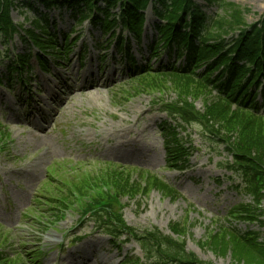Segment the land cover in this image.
<instances>
[{
    "label": "rangeland",
    "instance_id": "1",
    "mask_svg": "<svg viewBox=\"0 0 264 264\" xmlns=\"http://www.w3.org/2000/svg\"><path fill=\"white\" fill-rule=\"evenodd\" d=\"M24 1L15 0L16 7L11 14L14 22L30 27L31 20L40 16V11L47 12L49 24L57 31L71 33V38L81 36L68 61L58 68L52 66L49 73H43L32 59L29 105L25 102L28 96L23 84L15 79L10 86L6 84L8 60L0 63V76L5 77L0 84V174L5 176L8 191L6 196L0 181V223L10 236L6 245L8 256L19 259V254L12 250L20 252L28 264H122L125 257L144 258L133 238L126 241L121 237V241L111 242L109 236L95 232L92 223L85 224L81 230V233L91 234L88 238L61 251L59 243L64 240L65 230H71L78 223L80 214L74 212L66 213L60 221H48L53 227L56 223L60 232L52 244L44 248L45 236L36 234L35 222L23 215L30 211L40 216L37 209L42 210V207H34L35 197L40 194L49 170L58 165L57 177H69L71 184L89 179L101 186L102 182H107L109 185L103 187L109 192H116L118 187L126 189L120 213L127 225L140 231L157 228L165 235L176 237L171 226L180 224L184 229L180 234L186 250L201 261L264 264L258 259L250 262L243 246L224 228L231 224L241 232L258 231L259 238L264 239L263 205L259 206L263 214L252 223L229 218L233 207L252 203L250 197L238 192L243 188L241 180H236L222 167L231 160V152L221 142L206 136L202 121H193V127L181 130L171 116L172 103L178 106L192 103L195 110L210 117L214 130L225 132L229 128L227 122L223 123L227 115L219 113L223 109L213 94L170 80L161 85L159 81L152 85L150 79L143 78L132 81L127 76L125 53L116 51L114 46L107 48V35L103 36L99 26H92L89 21L77 25L72 18L74 10L71 12L67 4L48 11L40 3L29 0L38 7L39 11L35 12L28 3L22 5ZM194 1L208 13L215 10L213 5L207 6L206 0ZM224 1L239 5L244 11L247 9L244 12L247 23L264 24V0ZM112 11L119 12V8ZM144 13L142 40L139 44L133 41L130 51L136 64L149 61L147 45L156 35L153 22L158 19L152 6ZM123 33L128 35L126 30ZM7 48L15 55L23 51L25 45L15 35ZM0 51L7 52L3 43H0ZM104 53L105 60L100 62L99 56ZM163 59L167 60L166 55ZM149 62L158 65L156 58ZM258 101L262 102L260 95ZM167 107H170L168 111H163ZM170 128L179 133L177 137H181L189 151L188 159L184 157L187 168L183 172L166 166L162 129ZM119 129H125L123 136L116 133ZM121 141H130L135 147L130 149L132 157L109 149L110 143ZM143 172L159 175L181 196L172 197L157 186L146 190L145 179L141 178ZM217 232L223 239L214 238ZM33 248L41 252L36 263L30 261L28 254Z\"/></svg>",
    "mask_w": 264,
    "mask_h": 264
},
{
    "label": "trees",
    "instance_id": "2",
    "mask_svg": "<svg viewBox=\"0 0 264 264\" xmlns=\"http://www.w3.org/2000/svg\"><path fill=\"white\" fill-rule=\"evenodd\" d=\"M56 1L58 0H44L46 5L56 4ZM66 1L77 7L80 2H84L91 9V7L98 6L99 0ZM103 1L111 5V1ZM148 2L149 0H124L122 3L121 21L136 32L137 39L141 36L140 28L143 22L141 12ZM154 2L159 3L160 10L156 8V13L165 23L156 25L159 39L151 47V55L155 56L161 51H166L170 57L173 54L177 57L185 56L186 64L183 67H175L171 64L161 63L159 68L162 71H158L159 73L150 72L148 66H142L140 69L135 66L133 69L136 72L133 77L136 78L139 74L141 77L145 76V79H150L149 83L152 85H154L153 81H159L157 78H162L163 84L170 80L178 84L194 85L197 90H216L220 108L223 109L219 113L227 115L223 122L229 124V128L226 130L227 136L234 135V132L239 135L238 146L240 147L241 160L243 161L244 157H247V163L242 164L245 169H240L245 171L241 174H243L247 191L257 201L261 198L264 199V188H259L255 178L259 170H264V113L260 114L256 103L257 88L262 84L261 79L264 76V24L247 23L244 12L248 10L244 11L239 5L224 0H208L209 4L219 10L212 15L203 12L201 7L192 0H154ZM12 6L13 0H0V30L4 33L15 29L10 18ZM95 10L97 12L102 10V13L104 11L107 16L110 14L108 10L99 7ZM90 11L92 12L93 9ZM86 16L84 15L83 18ZM115 23L114 19L112 22H107L106 25ZM34 25L40 30V33L34 29L27 30L31 41L42 47L47 45L52 51L62 48V45L59 46L57 43L56 34L47 31L37 21ZM231 34H234L233 37L228 39L227 37ZM64 44L65 46L69 45L66 37ZM20 60L23 63L20 67L24 69L26 60L23 56L20 57ZM41 63L45 66L43 59H41ZM202 68L204 70L199 71ZM9 69L14 72L18 66L11 65ZM159 84L161 85V83ZM234 105L236 108L230 111ZM189 110L191 111L189 108L179 109L181 118L186 122L194 119ZM206 120L211 122L210 118ZM215 121L217 120L215 119ZM219 127L221 128V125ZM144 174V172L141 173V178L145 179L146 190L157 186L171 195H177V192L161 181L157 175L147 172ZM244 212L250 215L252 209ZM173 228L178 234L184 230L180 225H175ZM226 231L233 235L228 230ZM150 233L152 234L142 237L146 238L143 247L157 255L152 247L154 244L160 253L152 264H168L169 262L208 264L197 262L192 255L184 251L177 241L166 238L157 231ZM216 237L223 239L220 232L214 235V238ZM235 237L240 246H243L242 249L244 248V253L250 262L257 259L264 261V248L258 246L254 238L239 234H236Z\"/></svg>",
    "mask_w": 264,
    "mask_h": 264
},
{
    "label": "bare ground",
    "instance_id": "3",
    "mask_svg": "<svg viewBox=\"0 0 264 264\" xmlns=\"http://www.w3.org/2000/svg\"><path fill=\"white\" fill-rule=\"evenodd\" d=\"M121 133H123V132H121ZM120 136H123V134H121ZM109 149L119 150L120 153H122V154H124L125 152L130 154V149H135V147L130 144V141H121V143H115V142L110 143ZM101 150H103V149H101Z\"/></svg>",
    "mask_w": 264,
    "mask_h": 264
}]
</instances>
